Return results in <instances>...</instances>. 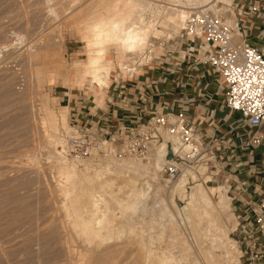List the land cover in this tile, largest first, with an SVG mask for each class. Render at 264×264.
<instances>
[{
	"label": "rangeland",
	"instance_id": "rangeland-1",
	"mask_svg": "<svg viewBox=\"0 0 264 264\" xmlns=\"http://www.w3.org/2000/svg\"><path fill=\"white\" fill-rule=\"evenodd\" d=\"M99 1L0 0V264H140L145 262L147 250L166 260L174 256L175 261L168 264H231L227 252L215 245V231L208 229L206 220L196 228V234L190 223L183 221L186 202L174 193L183 177L170 181L163 168L153 169L154 160L68 161L67 165H76L93 183L100 180L107 185L97 208L92 198L76 205L71 201L74 195L66 197L58 151L63 145L61 133L70 131L73 124L69 118L66 125L53 131L47 122L50 113L58 118L65 114L68 103L61 99L63 92L71 97L87 92L76 85L81 82L76 64L86 57L80 29L95 12L103 11ZM139 1L145 6L147 22L156 20L164 10L172 13L167 11V0ZM184 2L187 8L199 7L197 0ZM245 4L246 0H235L232 10L237 14ZM182 33L148 36L144 50L124 63L141 70L140 65L153 58L156 66L184 44ZM110 57L118 68L123 58L116 48ZM129 164L141 169L129 171ZM107 165L112 172L98 178L96 174L106 172ZM223 175L218 181L227 187ZM190 182L189 195L195 186ZM134 185L149 193L141 204L144 208L138 211L132 207L135 202L127 198ZM218 185L204 187L221 213L218 225L230 236L240 208L229 194L232 207L223 209L218 203ZM166 212L175 218V226ZM183 241L194 251L191 249L188 260L179 261Z\"/></svg>",
	"mask_w": 264,
	"mask_h": 264
},
{
	"label": "built area",
	"instance_id": "built-area-1",
	"mask_svg": "<svg viewBox=\"0 0 264 264\" xmlns=\"http://www.w3.org/2000/svg\"><path fill=\"white\" fill-rule=\"evenodd\" d=\"M244 11L240 8L232 19L218 9L196 10L184 21L182 35L190 43V56L198 52L194 49L197 43L207 46L197 55L199 63L222 79L226 107L240 116L241 125L251 130L250 142L258 146L264 142V45H251L244 38L245 27L239 20ZM61 137L58 155L70 162L124 158L148 162L159 150L168 162L163 170L170 181L192 172L202 182L210 178V186L219 184L224 170L213 143L183 113L156 114L133 127L120 126L113 133L76 123ZM170 150L172 159L168 158ZM236 213L239 222L230 236L240 253L238 264H264V198L243 202Z\"/></svg>",
	"mask_w": 264,
	"mask_h": 264
},
{
	"label": "crops",
	"instance_id": "crops-1",
	"mask_svg": "<svg viewBox=\"0 0 264 264\" xmlns=\"http://www.w3.org/2000/svg\"><path fill=\"white\" fill-rule=\"evenodd\" d=\"M241 8L245 9L239 17L245 27L244 38L251 45H264V0H246ZM189 45L185 41L156 66L151 58L140 65L141 70L126 66L121 59L123 63H118V68L113 65L102 90L77 81L87 92L73 97L63 92L61 97L68 103L64 107L68 122L70 118L73 125H95L113 133L120 126L133 127L156 114L183 113L201 136L213 143L224 162L227 187H223L228 196L232 194L234 204L240 208L243 202L259 201L264 198V142L258 146L250 142L251 130L226 107L222 79L197 59L202 44L195 45L198 52L191 56Z\"/></svg>",
	"mask_w": 264,
	"mask_h": 264
},
{
	"label": "bare ground",
	"instance_id": "bare-ground-1",
	"mask_svg": "<svg viewBox=\"0 0 264 264\" xmlns=\"http://www.w3.org/2000/svg\"><path fill=\"white\" fill-rule=\"evenodd\" d=\"M186 1L192 2L194 0ZM197 1L199 7L191 9L185 7L184 0H167V2L169 3V8H167V11L170 10L172 11V13L169 14L164 10L160 12L158 18L156 20H153L152 22H147V20L145 19V6L142 5L139 0L99 1V3L101 2V5H98H100L99 7H103V11H100V9L98 10L100 12H95V14H93L88 21L84 22L83 27L81 28L82 30L80 29L81 37L85 44L86 57L83 63L76 64V67L78 68L77 76L81 80L83 79V81H79V83H85L88 88H90L92 85H96V90H102L103 83L109 80L111 69L114 65L113 59L110 57V51L113 50V48H116V51L122 54V56L124 57L122 60L127 59V57H136L144 50L145 40L148 36H153L155 38L157 35H162L164 33H182L184 21L192 12L196 10L200 12L208 9L217 11L218 9L219 11L221 10L227 12L228 16L231 18L232 15H234V11L232 10L233 8L231 5L233 0ZM132 22L136 26H133ZM202 46V50L204 51L207 46ZM118 63H123V61H120ZM64 110L65 114H63L61 118H58L54 113L49 114V123L47 122V124L51 130L57 131L59 126L66 125L68 123V115L66 114L67 110ZM57 143L59 142L56 141V144ZM173 148L177 149V144H173ZM151 160H154V163L151 166L155 171H161L164 165L168 164V162L161 157L159 150L155 153ZM60 162L62 163L60 171L61 179L66 197L74 195L72 196L73 200L71 199V201H73V203H75L76 205L83 204L84 200H89L92 198L91 200L93 201L94 207L97 208L99 200L102 201V191L107 184H104L99 180L98 183H96L97 181L95 182L98 185V187H96L95 183H93L90 179H88V177L79 172L76 165H67L68 161L63 159L62 157L60 159ZM138 166L129 164L128 170H136V167ZM110 167L111 165H107V167H105L106 172L100 171L96 174V176L99 178L104 173L112 172L110 170ZM196 174L197 173L194 174L192 172H189L183 175V178L177 184V187H175L176 191L174 193L179 195V198L186 202V206L184 208V216L186 217L185 219L183 218V221H187L188 223H190V225L194 228V233L196 234V228H199L201 223L206 220L208 229L215 231L213 233V241L215 242V245L219 249H224L227 252L228 255L226 259L228 260V263L238 264V257L240 255L239 250L234 245V242L232 241L230 236H228V234L224 232L218 225L217 221L220 218V212L218 213V209H216L213 200L204 187V185H210L211 180L210 178H206L203 183H200L198 174ZM187 175H189V177H187ZM190 180L193 181L195 186L193 185V192L189 195L188 185L191 186ZM122 189L123 188H120V191ZM129 193L130 194L127 195V198L135 202H131L133 204L132 207L134 208V210L138 211L139 208H144L143 206H141V204L144 205L146 200L148 199V191H146L145 189L137 190L134 185L129 190ZM217 194L220 196L218 198V203L223 207V209L231 208L230 205H228V202L232 201L231 198H229L227 195L228 190L225 187L220 186L218 187ZM166 214L170 219V223L174 225L175 218L173 217V215L167 212ZM232 216H234V214ZM236 222L239 221L236 220ZM97 224H99L98 226L100 227L101 223ZM237 225L238 223L236 224V226ZM195 239L198 243V235H196ZM198 246L200 245L198 244ZM191 249L193 250L192 246H190L188 242L183 241L179 251L181 253V255L179 254L181 256V259L180 257H177L179 258L178 260H188L190 258V252L192 254ZM153 252L154 250H147V253L145 252V262H142L143 264H168V262L175 261L174 256H172V258L170 257L171 259L168 257L166 260V258L163 259L159 256H154Z\"/></svg>",
	"mask_w": 264,
	"mask_h": 264
},
{
	"label": "water",
	"instance_id": "water-1",
	"mask_svg": "<svg viewBox=\"0 0 264 264\" xmlns=\"http://www.w3.org/2000/svg\"><path fill=\"white\" fill-rule=\"evenodd\" d=\"M172 157H173V156H172V152H171V150H170V151H169V157H168V158H169V159H172Z\"/></svg>",
	"mask_w": 264,
	"mask_h": 264
}]
</instances>
